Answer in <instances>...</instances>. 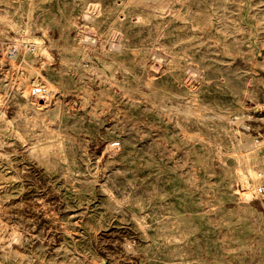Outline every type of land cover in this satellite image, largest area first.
I'll list each match as a JSON object with an SVG mask.
<instances>
[{
	"label": "rangeland",
	"instance_id": "374dc122",
	"mask_svg": "<svg viewBox=\"0 0 264 264\" xmlns=\"http://www.w3.org/2000/svg\"><path fill=\"white\" fill-rule=\"evenodd\" d=\"M258 184L264 0H0V264H264Z\"/></svg>",
	"mask_w": 264,
	"mask_h": 264
},
{
	"label": "built area",
	"instance_id": "2783aa9c",
	"mask_svg": "<svg viewBox=\"0 0 264 264\" xmlns=\"http://www.w3.org/2000/svg\"><path fill=\"white\" fill-rule=\"evenodd\" d=\"M32 89H33V87H32ZM33 91H34L35 95H42L44 90L42 89V87H36L35 90H33ZM260 175H261V172H258V176H260ZM255 190L257 193L264 192V186L261 184H258L255 187Z\"/></svg>",
	"mask_w": 264,
	"mask_h": 264
},
{
	"label": "bare ground",
	"instance_id": "6f19581e",
	"mask_svg": "<svg viewBox=\"0 0 264 264\" xmlns=\"http://www.w3.org/2000/svg\"><path fill=\"white\" fill-rule=\"evenodd\" d=\"M257 175V174H256Z\"/></svg>",
	"mask_w": 264,
	"mask_h": 264
}]
</instances>
